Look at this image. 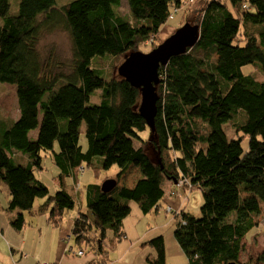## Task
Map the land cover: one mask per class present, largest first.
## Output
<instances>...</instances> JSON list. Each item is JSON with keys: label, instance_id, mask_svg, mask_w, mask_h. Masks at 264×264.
Returning a JSON list of instances; mask_svg holds the SVG:
<instances>
[{"label": "trees", "instance_id": "16d2710c", "mask_svg": "<svg viewBox=\"0 0 264 264\" xmlns=\"http://www.w3.org/2000/svg\"><path fill=\"white\" fill-rule=\"evenodd\" d=\"M121 1L73 0L60 7L57 0H18L12 13V0H0V82L15 87L20 116L0 129V184L9 190L8 211L17 213L9 224L18 232L32 226L26 213L34 214L37 199H44L38 213L49 210L48 223L60 228L85 198L95 219L80 211L72 242L85 255L89 246L108 258L110 243L126 238L130 202L148 215L158 211L167 184L207 183L201 217L176 214V241L188 264H241L243 240L262 226L264 208V79L258 75L264 74V0H127L129 15L120 12ZM174 9L184 12V21L197 17L200 40L159 68L153 159L139 135L148 128L138 111L141 92L118 76L117 65L132 52L161 45ZM60 28L71 39L68 72H55L38 48L44 34ZM97 57H111L107 77L106 67L93 66ZM248 65L256 71L246 75ZM100 89L99 103L89 105ZM84 124L86 150L80 145ZM42 153L60 171L55 195L35 175ZM96 160L105 170L119 167L116 187L104 192L102 184H91L78 191V175ZM131 166L141 177L132 187L121 185ZM67 178L75 180L74 194ZM145 244L157 251L153 264H166L163 236ZM245 264H264V250Z\"/></svg>", "mask_w": 264, "mask_h": 264}, {"label": "rangeland", "instance_id": "374dc122", "mask_svg": "<svg viewBox=\"0 0 264 264\" xmlns=\"http://www.w3.org/2000/svg\"><path fill=\"white\" fill-rule=\"evenodd\" d=\"M16 1L12 0V13L17 11ZM73 0H57V6H63ZM183 9V8H182ZM185 9H183L184 11ZM180 11L175 15L173 20L168 22L166 26L169 31L163 35H160L162 40H166L172 34L175 33V29L181 28L184 23H189L191 25H196L197 17L192 14L189 16L186 21L183 20L184 12ZM120 12L124 15L131 14L127 0L121 1ZM2 19L0 18V25L2 24ZM147 46V45H146ZM149 47V46H147ZM38 48L41 52V56L46 62H51L52 65H55V72H68L69 67L72 65L73 54L71 47V39L69 34L63 29H57L52 33H46L43 35L42 39L39 42ZM152 51L151 49H143L140 52L149 53ZM137 52V51H135ZM139 52V51H138ZM111 57H97L92 61L93 66H99L100 68H104L103 76L107 77L110 72L108 62L111 63ZM125 61V59H124ZM123 61V62H124ZM122 61L118 62L117 65V74L119 67L123 64ZM54 66V67H55ZM49 67V66H48ZM246 75L251 72L256 71L255 65H248L243 69ZM259 77L264 79V74L261 71H258ZM100 90L96 91L94 95H92L91 102L89 105H95L99 103V94ZM19 107H18V99L16 94V89L11 84L0 82V129H4L9 126L13 120H17L19 118ZM229 123L226 125L228 126ZM230 135L232 136L231 125L229 127ZM85 124L82 126L81 131V140L80 145L86 150L88 148L87 139L85 137ZM37 135V131H33L31 133L32 137ZM140 138L143 140H148L147 151L155 159V155L152 153L153 147L151 145V131L147 128L145 131L139 133ZM229 137L231 138V136ZM248 139L243 141V148L248 149ZM134 145L136 148L141 146L139 140H134ZM57 149V147H56ZM43 156V164L42 169H36L35 175L36 177L42 181L50 190V195H55V193L60 190V183L58 180L59 168L55 165L54 161H52L49 153H42ZM18 163H21L18 160ZM94 167H98L101 169L99 173L95 172ZM134 167V166H132ZM119 171L118 166H113L108 170L103 169L102 163L99 161L94 162V166L88 167L85 166V172L83 174L78 175L79 186L78 191L85 193L86 187L91 184H103L107 179H113L117 176ZM140 177L139 169H136V172L131 169L129 174L121 180L125 183L122 185H128L130 187L133 186L134 181ZM66 186L69 189L71 194H74L73 189L75 185V180L73 178H67L65 180ZM174 188H172V192H170V196H167L166 199L161 203V209L158 211V215L156 211L148 215H143L138 205L135 202H130V206L132 208L131 214L125 221L130 228H138V225H141L140 235L145 238L144 241H148L154 239L156 237L163 236L166 241V264H188V260L186 255L181 253L180 247L177 244L175 238V230L179 222L181 221V216L177 218L176 214L181 213H189L193 215V217L200 218L201 217V207L204 204V188L208 187L207 183H203V187L195 188L196 182L190 181V184L187 182H182V184L175 183ZM170 186V184H169ZM166 190L167 186L165 187ZM116 194L113 195L115 197ZM10 194L8 187L4 184H0V264H33L34 262L42 263L48 259L49 247L52 245V248L55 247L56 244V236L54 237V233L52 227L48 223L49 219V210L43 214L38 213V207L44 199H37L35 206L36 210L34 214L29 215L26 213V220L28 223H33L32 226L26 227L23 231L18 232L13 229L9 220L13 219L12 217H16L17 213H13L8 211ZM85 199V198H84ZM77 202L75 207L67 212L65 216V222L74 221L80 211L85 214L89 213L86 209L85 201ZM170 201H177L182 207L181 210L171 209ZM262 226L256 230L254 233H250L243 240L244 249L241 254V258L239 262L241 264H245L257 258V256L264 250V208L262 210ZM164 214L166 218L159 217V215ZM92 216V215H91ZM93 221L95 218H93ZM64 222V223H65ZM100 224V222L98 223ZM95 226V225H94ZM2 229H5L2 232ZM58 229V228H55ZM95 235L101 238V228L100 226L94 227ZM136 233V232H135ZM133 231L127 234L128 239H123L121 242L115 241L110 247L108 258L102 257L103 261L106 260L110 264H153L155 260H157V251L155 248L150 247L149 245L140 248L138 246H133L134 243V234ZM108 234V233H107ZM106 234V236H107ZM68 240V238H66ZM11 243L12 246H11ZM141 242V241H137ZM74 248H77L73 242H70ZM95 244V243H94ZM86 248V257L91 256V254H95V251L89 248ZM151 253V254H149ZM84 258V257H83ZM82 257H78V261H82L85 263V260ZM37 264V263H36Z\"/></svg>", "mask_w": 264, "mask_h": 264}, {"label": "water", "instance_id": "95a60500", "mask_svg": "<svg viewBox=\"0 0 264 264\" xmlns=\"http://www.w3.org/2000/svg\"><path fill=\"white\" fill-rule=\"evenodd\" d=\"M199 40L200 26L186 23L149 53L132 52L119 67V75L141 92L138 111L150 130L154 129L158 111L159 68L167 65L172 57L185 54L188 49L194 48ZM116 185L115 179H108L102 184V190L110 192Z\"/></svg>", "mask_w": 264, "mask_h": 264}, {"label": "crops", "instance_id": "0c3cea01", "mask_svg": "<svg viewBox=\"0 0 264 264\" xmlns=\"http://www.w3.org/2000/svg\"><path fill=\"white\" fill-rule=\"evenodd\" d=\"M168 31H169V29H167V28L163 29V31H162L163 35H165ZM131 169H133L136 172V169H139V168H137L135 166L134 167L131 166L130 169L128 170V172L123 176V178L125 177V179H126V176L129 174ZM139 171H140V169H139ZM140 177H141V172H140ZM139 178H137L134 181V183ZM122 183H125V182L122 181ZM122 183L120 182L121 185H122ZM134 183H133V185H134ZM166 186H167V188H169L168 190H166V192H167L166 197H167V196H170V192H172V188H174V186H171V184H170V186H169V184H167ZM166 197H165V199H166ZM161 203H160V205H161ZM169 203L171 204V208L172 209L181 210L182 206L177 201H175V202L170 201ZM161 208L162 207L160 206L158 208V211ZM182 209H183V207H182ZM158 211H156V214L158 213ZM89 214L92 215V217L94 218V214L93 213L89 212ZM160 216H162V218H164V219L166 218V216L164 214L159 215V217ZM74 221H72V222L70 221L67 224V220H66V222L60 228H58V229L53 228L52 233H54V237L56 236V244H55L54 248H52V245H50L49 252H48V259L46 261H44V262H48L50 264H110L106 260L103 261L102 257H104V255L102 253L97 254L96 252H95V254H91V256L86 257V258H85L86 255L84 254V256H83L84 258L83 257L82 258L85 260V263L82 262V261H78L77 260V258L80 257V256L75 254L78 249L74 248L72 246V244L70 243V242L73 241L70 236H71V233H72V227H73ZM140 227H141V225H138L137 229L136 228H132L131 229V231H133L134 233L136 232L134 234V241H132V242L134 243L133 246H138L140 248H143L144 246H146L145 242H147V241H144L145 238L143 237V235L141 236L140 233L136 237V234L138 232H140ZM129 228L130 227L127 224H125V226H124L125 233H126V238L125 239H128L127 234L131 233V231H129ZM4 230L5 229H2V232H4ZM108 233H110V232H108ZM66 238H68V240ZM137 241H141V242L139 243ZM10 244L12 246L13 243L10 242ZM165 244H166V241H165ZM69 250H71V252H69ZM180 250H181V253H182V249L181 248H180ZM86 254H87V252H86ZM149 254H151V253H149ZM166 257H167V253H166ZM36 263H38V262H34L33 264H36Z\"/></svg>", "mask_w": 264, "mask_h": 264}, {"label": "built area", "instance_id": "2783aa9c", "mask_svg": "<svg viewBox=\"0 0 264 264\" xmlns=\"http://www.w3.org/2000/svg\"><path fill=\"white\" fill-rule=\"evenodd\" d=\"M177 13H178V9H174L173 12H172V14H171V16H170V20H172L173 17H174V15H176ZM179 184L181 185L182 182H180ZM77 255H78V256H82V255H83V252L79 251V252L77 253ZM38 264H49V263H47V262H42V263H38Z\"/></svg>", "mask_w": 264, "mask_h": 264}, {"label": "clouds", "instance_id": "9594fccd", "mask_svg": "<svg viewBox=\"0 0 264 264\" xmlns=\"http://www.w3.org/2000/svg\"><path fill=\"white\" fill-rule=\"evenodd\" d=\"M172 209V208H171ZM172 211H173V209H172ZM71 237V236H70ZM72 238V237H71ZM73 251V250H72ZM69 252H71V250H69ZM79 251H77V253H78ZM77 253H75V254H77ZM84 254V253H83ZM80 257H83V255L82 256H80ZM48 263V262H47ZM38 264V263H37ZM50 264V263H49Z\"/></svg>", "mask_w": 264, "mask_h": 264}, {"label": "bare ground", "instance_id": "6f19581e", "mask_svg": "<svg viewBox=\"0 0 264 264\" xmlns=\"http://www.w3.org/2000/svg\"><path fill=\"white\" fill-rule=\"evenodd\" d=\"M121 180H122V178H121Z\"/></svg>", "mask_w": 264, "mask_h": 264}]
</instances>
